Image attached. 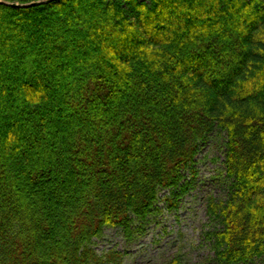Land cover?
<instances>
[{
    "label": "trees",
    "instance_id": "obj_1",
    "mask_svg": "<svg viewBox=\"0 0 264 264\" xmlns=\"http://www.w3.org/2000/svg\"><path fill=\"white\" fill-rule=\"evenodd\" d=\"M215 130L216 262L264 260V0L0 4V264H122L94 240L175 209Z\"/></svg>",
    "mask_w": 264,
    "mask_h": 264
},
{
    "label": "rangeland",
    "instance_id": "obj_2",
    "mask_svg": "<svg viewBox=\"0 0 264 264\" xmlns=\"http://www.w3.org/2000/svg\"><path fill=\"white\" fill-rule=\"evenodd\" d=\"M227 136L213 131L202 145L197 157L196 175L187 174L190 191L170 208L161 194L159 211L141 225V232L131 237L117 229L108 228L93 248L99 255L116 252L122 264H217L214 242L208 234L221 229L211 222L207 213L210 197L227 200L232 181L225 169ZM116 264V263H108ZM245 264H264L257 259Z\"/></svg>",
    "mask_w": 264,
    "mask_h": 264
},
{
    "label": "water",
    "instance_id": "obj_3",
    "mask_svg": "<svg viewBox=\"0 0 264 264\" xmlns=\"http://www.w3.org/2000/svg\"><path fill=\"white\" fill-rule=\"evenodd\" d=\"M52 1H55V0H42V1H37V2H32L30 4H25V5H21V4H18V3H13V4H8V3H5V2H0V4H5V5H8L12 8H29V7H35V6H39V5H43V4H46V3H49V2H52Z\"/></svg>",
    "mask_w": 264,
    "mask_h": 264
}]
</instances>
